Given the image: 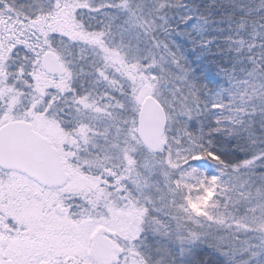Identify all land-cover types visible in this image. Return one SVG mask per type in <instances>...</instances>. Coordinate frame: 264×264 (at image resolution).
Wrapping results in <instances>:
<instances>
[{
  "label": "snow or ice",
  "instance_id": "6c2138e0",
  "mask_svg": "<svg viewBox=\"0 0 264 264\" xmlns=\"http://www.w3.org/2000/svg\"><path fill=\"white\" fill-rule=\"evenodd\" d=\"M0 264H264V0H0Z\"/></svg>",
  "mask_w": 264,
  "mask_h": 264
},
{
  "label": "trees",
  "instance_id": "16d2710c",
  "mask_svg": "<svg viewBox=\"0 0 264 264\" xmlns=\"http://www.w3.org/2000/svg\"><path fill=\"white\" fill-rule=\"evenodd\" d=\"M187 5H200L203 7V0H184ZM191 13V8L182 10ZM216 12L215 15H219ZM176 25V32L171 36V39L179 47L180 51L185 57V61L190 70L193 79L202 85H207L209 88H217L221 83L220 77L217 75V63L222 62V56L215 53V45L209 48L199 46V41L202 38H211L212 36H219V33L209 30L200 32V24L195 16L187 24H181L177 19L172 21ZM190 33L191 35H187ZM216 43H219L217 41ZM203 169L211 172L213 166L207 162H201Z\"/></svg>",
  "mask_w": 264,
  "mask_h": 264
}]
</instances>
